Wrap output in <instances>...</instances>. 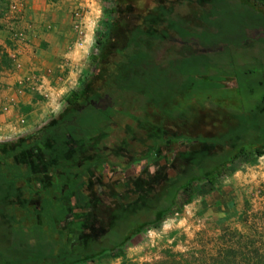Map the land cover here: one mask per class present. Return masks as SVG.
Masks as SVG:
<instances>
[{
    "label": "crops",
    "instance_id": "crops-1",
    "mask_svg": "<svg viewBox=\"0 0 264 264\" xmlns=\"http://www.w3.org/2000/svg\"><path fill=\"white\" fill-rule=\"evenodd\" d=\"M9 4L0 17V167L8 170L5 178L14 181L19 193L14 190L6 208L14 204L13 217L42 220L40 244L25 264H84L92 261H82L84 254H96V260L101 253L117 252L151 228L159 213L164 220L175 210L181 188L169 189L164 178H174L184 161H163L158 156L164 146L152 149L146 138L125 128L88 138L76 132L74 125L84 118L75 117L80 110L79 103H69L72 95L83 96L109 69L106 61L107 69H101L102 60H97L104 56L92 49L93 29L100 22L96 0ZM76 6L88 11L82 19L87 34L82 44L73 23ZM20 31L24 38L15 39ZM40 75L54 85L51 101L37 91L18 92L25 77ZM254 138L263 137L247 133L241 141ZM12 168L17 176L9 172ZM23 172L32 187L24 192ZM30 191L33 205L23 200L18 207L16 196L27 198Z\"/></svg>",
    "mask_w": 264,
    "mask_h": 264
},
{
    "label": "rangeland",
    "instance_id": "rangeland-1",
    "mask_svg": "<svg viewBox=\"0 0 264 264\" xmlns=\"http://www.w3.org/2000/svg\"><path fill=\"white\" fill-rule=\"evenodd\" d=\"M96 2L100 22L95 25L97 31H93L92 49L104 56L101 59V69H107L104 62H110L114 55L115 58L126 57V61L120 71H115V68L109 66L114 70L115 76L110 82V87L112 85L113 88L107 91L109 95L106 93V99L83 106L76 114L78 120L84 118L78 125H74L77 133L80 132L86 138L97 133H110L116 127L112 121L119 124L117 129H122L123 121H132V110H140L143 104L146 105V110L142 111L141 116H137L142 120L146 119L149 117L148 112L150 114L147 106L153 99L154 102H151L149 108L160 100L163 102V97L169 91L175 93L172 96L174 98L181 85L191 84L197 89L201 84L203 88L205 85L209 86L208 90L204 91L213 97L217 90L213 92V89H210L215 80L211 77L219 76L223 95L229 98L237 97L236 102L241 105L239 111L242 121L239 120L244 124L238 128V131L241 130L238 134L251 132L264 138V18L259 21L249 14L260 16L259 13L251 7L241 5L239 0H211L208 10L213 17L210 21L220 24L219 29L216 25L211 27L215 37H201L193 33L194 31L189 36H184L175 26L163 29L162 25L158 31L161 32L162 38L159 39L157 33L148 36H140V33H137L136 36L134 32L139 29L142 30L141 33L144 32L147 23H135L131 9H121L117 0ZM168 4L165 7L172 10L174 21L179 22V17L186 19L189 1L183 0L179 3L178 0H173L170 7ZM198 4H201L200 0ZM8 5L9 0H0V17ZM256 8L264 14V6L256 3ZM202 11L206 10L201 6L195 7L192 15L188 16L186 24L193 30H196V24L198 26L196 21L202 18ZM110 25L115 27L109 29ZM217 31L219 33H216ZM126 39L129 40L127 50L124 46ZM102 45L104 48L100 51ZM232 87L236 89H231ZM142 90L149 97L144 99L139 93ZM185 101L187 100H182L181 103ZM101 119L107 122L101 124ZM153 129L145 128L144 131L149 134ZM165 129L172 135L178 134L174 129ZM154 141L160 143L163 138L157 135ZM184 147V144H179L176 152L183 151ZM194 148L198 149L199 146L195 145ZM200 149L204 150L202 147ZM192 152L185 156H191L194 154ZM195 154L199 162L208 160L205 163L206 169L208 164L216 165L222 158L221 155L212 154L209 159H205L202 154ZM164 158L169 161L171 156L166 154ZM200 165L193 157L174 178L168 175L165 177L169 182V189L175 185L176 188L179 187L182 180L187 179L186 176L195 185L190 202L180 211L175 208L172 213L166 214V218L159 225L133 237L120 249L117 256L106 254L84 264L154 262L174 252L200 248L201 244L206 247L215 246L217 237L222 236L225 230L244 235L255 234L264 241V219L260 217L264 212V153L239 156L233 163L226 165L229 172L224 171L216 177L213 184L199 179L202 171ZM7 171L0 167V264H25L33 253L31 244L34 240L40 242L39 237L42 235L38 234L39 228L21 225L7 212L6 206L12 203L10 198L15 197L14 190L18 192L17 188L13 187L14 181L5 178ZM9 172L17 176L13 168ZM20 176V181L29 186L22 187V192L32 188L30 181L24 179L25 172ZM16 197L21 203L17 204L18 207H22V198L18 195Z\"/></svg>",
    "mask_w": 264,
    "mask_h": 264
},
{
    "label": "trees",
    "instance_id": "trees-1",
    "mask_svg": "<svg viewBox=\"0 0 264 264\" xmlns=\"http://www.w3.org/2000/svg\"><path fill=\"white\" fill-rule=\"evenodd\" d=\"M167 1L168 2L161 3V1L159 2L158 0H117V4L121 7V9L126 10L130 8L133 13L132 17L135 18L134 21L138 25H140L139 23H141V21L147 23V28L144 32L141 33L142 30L140 29L139 31L134 32L136 36H138L137 33H140V36H148L150 34L154 35L157 33V35H159V39H161V32L159 33L158 31L162 25H164L163 29H167L169 26L173 25L176 27L178 32L184 36H189L192 34V31H194L193 33L201 37H215L211 27L213 28V26L216 25V28L219 29L220 24L210 21V18L213 17L211 16L212 13L210 10H208L211 0H200L201 4H198L199 0H187V2L189 1L190 7L186 13V19L177 15V17L180 18L179 22L172 19L175 18L173 12H171L172 10L170 11L168 7H165L168 3V6L170 7L173 0ZM182 1L183 0H178L179 3ZM239 2L241 5L251 7L254 11L259 13L260 16L254 13H249L254 16L253 19L257 18L260 21L264 18V16H262L264 15L263 12L256 8V3L264 6V0H239ZM198 6H201V8L203 7L206 11H202V18L199 19V21H196L198 26L196 24L195 28H197L196 30H193V28L188 26L186 23L188 16H191L194 8ZM197 14L199 15L200 13L197 11ZM138 19L140 21H137ZM206 22L212 26H209ZM114 27L115 25H110L109 29ZM216 33H219V31ZM128 41L129 40L126 39V44L124 45L126 47L125 50L129 48ZM103 47L104 45H102V49L100 48V51L103 50ZM115 52L112 53L115 54ZM99 60L101 61V58L97 61ZM110 60L111 61L107 64L108 68L111 65L112 69L115 68V71H120L125 66L126 57L124 58L122 56L121 58H115L114 55V58H111ZM113 71L114 70L109 68L106 73H102L100 79L94 82L93 87L84 89L82 94L83 96L74 93L72 95V99L70 101L68 100L69 103L73 106L75 103H79L77 108V111H79L83 106L89 105L94 101H104L107 95H109L107 91L113 88L112 85L110 87V82L115 76ZM211 78L212 80L215 79L214 83L210 86V89H213V92L217 90V93L214 94L215 96L212 97L204 91L208 90L209 86L205 85V88H203V84L199 85L198 89L195 88V85L192 87L191 84L189 86L181 85L178 87L174 98H172V96L175 93L169 91L166 93L165 97H163V102L160 100L154 104L152 108H149L151 102H154L153 99L147 106V110L150 111V114L148 112V118L146 117V119L142 120L141 117H138L141 116L142 111L146 110V105L143 104L140 110H132V121L126 123L122 120L124 124H121L125 128V131L128 133L130 132V135H140L142 138H146V145L148 147L154 149L164 146L165 151L163 155L165 156L166 154H169L171 158L168 161L163 155L158 156L159 158L164 159L163 161L174 163L176 158L179 157L184 161L181 165L182 168L183 166L186 167V165L194 157L198 165L203 164L202 166L200 165V169L202 171L199 174V179L205 180L209 184H213L216 177L223 174L224 171L226 173L229 172L226 165L233 163L239 156L250 153L258 155L264 153V138H254L241 141V139L245 136V134H238L241 131H238V128L244 124L241 123L242 120L239 111V106L241 105L236 102L237 97L229 98L228 96L223 95V87L221 86L219 76H212ZM236 87L238 90V86ZM231 89L236 88L232 87ZM106 93L108 94L106 95ZM139 93L144 99L145 97H149L148 95H145L143 90ZM194 94H197L198 96L195 97ZM182 100L187 101L181 103ZM115 124L116 127L119 125L117 122H115ZM152 127L154 129L151 133L148 134L144 131L145 128L150 129ZM166 127L167 129H174L178 132V134L175 133V135H172L171 133H167L165 129ZM124 128L119 130L123 131ZM157 135L162 136L163 142L157 143V141H154V138ZM179 144L185 145L184 150L180 151V155L176 152ZM195 145L199 146V148H194ZM201 147L204 148V150L200 149ZM201 150L203 151L201 152ZM192 151L194 154L191 156H185L188 152ZM195 153L202 154L205 159H209L212 154L221 155L220 157L222 158L216 165L209 166L208 164V168L206 169L205 163L208 160L205 162H199ZM186 178L187 179L184 181V178L182 183L179 185L181 188V196L178 206L176 207V211H180L185 204L190 202L195 191L194 183L189 181L190 179L188 176H186ZM164 184L166 186L167 184L169 185L168 180L165 178ZM173 188L176 190V185ZM33 194L34 191H30L27 194L28 197L22 199L27 200V206L33 205L31 204L33 201ZM14 208V204L10 205L7 212L21 225L26 227L34 226L35 228L43 226L42 223L39 224L42 220L39 221L37 218L35 219L30 216H24L23 218L13 217ZM169 213H172V211L170 210ZM263 213H261L260 216L262 219H264ZM159 216H161V213L158 214L157 219L151 222V227L157 226L161 223L162 219ZM39 244L40 242H36V240H34L31 244L33 250H35ZM215 244V246L211 245L210 247H206L204 244H201L200 248H194L184 252H174L166 258L143 264H264V241L259 238L258 235H244L242 233H236L232 230H225L222 236L217 237ZM119 252L120 249L117 252H109L108 255L117 256L116 254ZM99 255L100 256L98 257H101V255L103 256L102 253ZM95 256L97 255L94 254V256H92L90 254H84V256L81 257V260H93ZM59 262L62 264V260H59Z\"/></svg>",
    "mask_w": 264,
    "mask_h": 264
},
{
    "label": "built area",
    "instance_id": "built-area-1",
    "mask_svg": "<svg viewBox=\"0 0 264 264\" xmlns=\"http://www.w3.org/2000/svg\"><path fill=\"white\" fill-rule=\"evenodd\" d=\"M12 7H15L12 5ZM85 12L86 11L85 8L81 7V6H76L73 10V23H74V27L77 30L78 33V40L77 43L78 44H82L83 41L86 39L87 40V34L85 32V30L83 29V23H82V19L84 18V16L86 15ZM94 31H97L96 27H94L93 29ZM25 35L24 31H20L16 34H13L15 39H23ZM63 64V66L67 65ZM18 92H25V91H37L40 95L43 96V98L47 101H51V94H52V89H54V85L51 82V80H49L48 77L40 75L39 77L32 78L31 76H27L24 78V84H21L18 86ZM21 122H23V119L21 120Z\"/></svg>",
    "mask_w": 264,
    "mask_h": 264
}]
</instances>
